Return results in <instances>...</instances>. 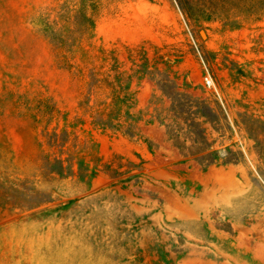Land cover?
<instances>
[{
	"label": "rangeland",
	"instance_id": "374dc122",
	"mask_svg": "<svg viewBox=\"0 0 264 264\" xmlns=\"http://www.w3.org/2000/svg\"><path fill=\"white\" fill-rule=\"evenodd\" d=\"M81 1L0 0V264H264L256 0Z\"/></svg>",
	"mask_w": 264,
	"mask_h": 264
},
{
	"label": "trees",
	"instance_id": "16d2710c",
	"mask_svg": "<svg viewBox=\"0 0 264 264\" xmlns=\"http://www.w3.org/2000/svg\"><path fill=\"white\" fill-rule=\"evenodd\" d=\"M86 2H87L86 0H82L81 1V8H80V15H82V17L84 18V22L81 25L84 34L90 32V30L92 29V27L94 25V19L92 17L88 16L85 13V10H86ZM256 8L260 11V13H263L264 14V0H256ZM103 58H107L106 52H103ZM107 79H108V81H110V78L109 77ZM94 81H97V82L99 81L98 78H97V76H94ZM98 121H100V123H101L100 125H102L104 127H108V128L114 129L111 126L112 124L110 125L108 121H102V120H98ZM261 125L264 127V123H261ZM213 155L215 156L216 154L214 153ZM201 160H202V162H208V164L215 163V160L214 159H211V155L210 156H207V157H203ZM233 161H234L233 159L226 158L223 163L224 164H230Z\"/></svg>",
	"mask_w": 264,
	"mask_h": 264
}]
</instances>
